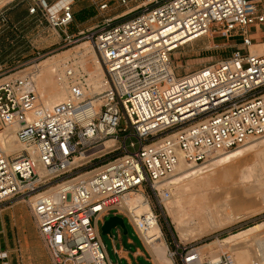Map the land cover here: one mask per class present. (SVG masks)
<instances>
[{"label":"built area","instance_id":"2783aa9c","mask_svg":"<svg viewBox=\"0 0 264 264\" xmlns=\"http://www.w3.org/2000/svg\"><path fill=\"white\" fill-rule=\"evenodd\" d=\"M73 2L52 9V0H31L27 12L60 32L65 45L91 41L104 89L88 94L84 77L67 64L57 74L67 98L46 107L31 76L0 79V126L14 125L25 145L7 153L0 138V203L28 204L52 264H110L99 229L105 217L126 218L139 236L153 220L159 223L153 208L141 216L130 211L127 195L142 193L162 206L169 191L161 184L179 155L202 163L264 135V52L250 50L264 38V0H155L121 22L115 20L124 13L68 32ZM208 31L240 42L227 56L177 74L172 52ZM177 34L189 40L175 46ZM122 116L127 125L119 128ZM128 137L138 140L137 150L127 148ZM175 245L169 257L183 264H235L227 253L201 262L197 246ZM5 257L0 249V264Z\"/></svg>","mask_w":264,"mask_h":264},{"label":"rangeland","instance_id":"374dc122","mask_svg":"<svg viewBox=\"0 0 264 264\" xmlns=\"http://www.w3.org/2000/svg\"><path fill=\"white\" fill-rule=\"evenodd\" d=\"M52 1L54 5L58 0ZM154 1L126 0V3L122 4L120 0H75L73 2L74 21L68 27V32L88 29L99 23L103 16L124 13L121 18L115 20V22H121L142 12L144 7L154 5ZM161 1L163 0H158V2ZM103 2H107L108 7L101 10L99 5ZM29 4H31V0H3L0 2V79L10 75H29L34 80L36 92L40 96L43 89L38 80L39 78L35 79L33 73L37 71L40 74L47 73L52 77L54 76V79L56 78L54 68L63 67L66 62L70 63L72 61L83 69L90 90L89 78L94 75L95 65L91 53L85 51L84 47L92 46V42L87 39H80L76 43L65 45L61 39V33L52 29L44 19L40 18L39 14H28ZM2 17H4V21L1 20ZM250 31L253 30L250 29ZM257 41H264V38ZM239 42L240 37L227 39L219 32H208L203 37L184 44L172 52L171 60L175 72L183 74L186 71L197 69L202 64L217 61L230 54ZM96 55L99 60L98 54ZM47 58L49 59L46 64L43 61ZM46 90L44 96L48 97L51 91L48 87ZM102 91L103 89L100 92ZM100 92H94V94ZM126 125L127 121L122 116L119 120V128ZM258 140L261 139H256L253 142L256 143V147L254 146L252 149L245 151L227 164L214 166L211 170L193 179L187 190L188 195L185 202L190 200L187 205L188 217L193 219V227L196 228V231H201L198 239L185 242L179 241L165 209L159 205L154 197H151V206L158 214L160 231L165 245H168V251H173L175 244H193L197 246L198 251H201L202 262L213 259L215 255L220 256L227 253L232 256L236 263L235 252L226 247L218 246L216 242L264 221V199L260 191L247 190L249 186L255 184L254 175L257 173L258 168L255 167L254 160L257 161V153L262 148V145L258 144ZM131 141L135 142L134 147L129 146ZM126 145L130 151L137 150L139 147L138 140L135 137H128ZM92 162L95 163L96 160ZM91 167L92 165L80 167L77 172L89 170ZM251 167L253 169L250 176L243 177V171ZM195 182L200 185L195 184ZM201 182L205 183L201 184ZM190 194H192L191 197ZM225 200L232 201L227 209L229 212L244 215V218L235 223L213 229L209 227L213 223L215 227L216 224L220 225V222H225L223 217L226 211L224 210L225 213L223 214L224 208L219 209L220 207L215 206ZM206 207L209 215L207 214L208 216L201 218L200 216L204 212L206 215ZM123 219L129 230L126 218ZM100 225L101 223H99V227ZM0 230V249L6 252L4 260L7 264H52L48 251L37 233L29 206L25 201L12 199L0 203ZM111 233L114 236L113 239H115L116 228L111 229ZM101 238L111 260L115 261L111 238L106 234H101ZM252 244V241L246 242L245 246L254 250ZM208 248L211 249L203 253ZM168 251L166 250V253ZM256 258L255 260L258 261Z\"/></svg>","mask_w":264,"mask_h":264},{"label":"bare ground","instance_id":"6f19581e","mask_svg":"<svg viewBox=\"0 0 264 264\" xmlns=\"http://www.w3.org/2000/svg\"><path fill=\"white\" fill-rule=\"evenodd\" d=\"M3 0H0V2ZM70 0H58L54 5H52V9H57L60 7L64 2H67ZM210 32V31H208ZM207 32V33H208ZM183 36L181 34H177L174 36V39L172 41H175L173 45H177L179 42L184 43L188 40L182 39ZM179 40V41H177ZM86 45V44H85ZM84 50L87 52H90L92 55V59L95 65V68L93 70V76L89 78L91 88L89 90V86L87 84V80L84 74L83 69L79 66L74 64L72 61L66 62L65 65H72L75 69V71L80 72V74L84 77L85 83L87 85L88 94L95 95L94 92H100L102 89H104V72L103 68L101 67L100 59L97 58V53L94 50L92 46H85ZM250 50L254 53H263L264 52V43L259 44H252L250 46ZM67 52V51H66ZM65 53V52H64ZM49 58L45 59L43 62L46 63V61ZM48 63V61H47ZM46 63V64H47ZM61 66V65H60ZM63 67H57L54 68V73H56V78L53 79V77L49 74H40L37 72L33 73V77L39 78L42 92L40 96H38L41 103H43L46 107H52L55 104H58L60 102H63L66 100L68 95V87L65 83V81H59L57 79V74L62 73ZM43 68V67H42ZM46 71V70H45ZM53 71V70H52ZM91 75V74H90ZM11 76V75H10ZM7 77V76H5ZM37 82V81H36ZM40 86V85H39ZM50 88L48 97L44 96V92H47L46 88ZM93 92V93H92ZM99 94V93H98ZM38 95V94H37ZM14 125L1 127L0 126V138L3 141L5 151L7 153H13V152H19L22 149L25 148V145L17 141L15 135H14ZM258 140V144L262 145V148L257 153V161L255 167H257V173L254 175V182L255 184L249 186L247 189L248 191H260L261 196L264 199V135L250 138L246 141L245 144L242 146H239L235 149H232L227 152H215L211 155L209 159L202 163H188L186 162L181 155L178 157V163L175 167V170L172 174H170L164 182L161 184L162 187L166 188L169 191V196L162 197L161 203L162 207L165 209L166 215L171 220L175 232L177 234V237L179 241L185 242L191 239H198L201 235V231H196V228L193 227V219H190L188 217L189 211L187 210V205L190 203V200L185 202L188 195V189L189 186L192 184L193 179L197 178L201 174L205 173L206 171L211 170L216 165H223L229 163L232 159L242 155L245 151L252 149L254 146L256 147V143H253ZM112 143V140H107L104 145L108 146ZM248 168L246 171H243V177L247 178L251 174V170ZM198 183V182H197ZM195 182V184H197ZM205 183V182H201ZM200 185V184H197ZM192 194H190L191 197ZM203 198V196H202ZM128 209L132 211L135 215L141 216L142 214H148L152 212V207L150 204V201L146 196H144L142 193L137 194H129L126 196ZM31 201V200H30ZM232 204L231 200H225L222 203H218L215 206L220 207L219 209H223V211H226V214L224 215V223L220 222V225H213L209 226L211 228H219L222 225H227L231 223H235L238 220L243 219L244 215L241 214H232L227 209ZM226 208V209H225ZM208 208H205L204 214L199 213L201 218H205V216H208ZM222 211V210H220ZM223 212V214L225 213ZM211 212V211H210ZM222 213V212H221ZM208 214V215H207ZM216 214H218L216 212ZM222 216V215H221ZM210 218V217H209ZM218 218V217H217ZM211 219V218H210ZM202 220V219H200ZM218 220V219H217ZM211 222V220H210ZM213 226V227H212ZM208 230V229H207ZM140 236L144 240L145 244L152 250L156 251L160 248H167L161 231L159 227V223L157 220H153L151 224L145 229L140 232ZM252 241L253 249L246 248L245 243ZM218 246L226 247L231 251H234L236 254V263L235 264H251L254 263L255 257L258 260V264H264V221L256 223L252 226H249L243 230H240L236 233H233L221 240H218L217 242ZM211 248H208L207 250H204L203 253H206ZM198 251V248H197ZM169 255V254H168ZM198 255L201 259V251H198ZM218 255H215V257L211 260L212 261L217 259ZM253 259V260H252Z\"/></svg>","mask_w":264,"mask_h":264},{"label":"crops","instance_id":"0c3cea01","mask_svg":"<svg viewBox=\"0 0 264 264\" xmlns=\"http://www.w3.org/2000/svg\"><path fill=\"white\" fill-rule=\"evenodd\" d=\"M257 43H264V41ZM128 225L130 229L128 230L126 227L125 233L121 227H114L116 228L115 239H113L114 236L112 233L111 235H108L111 238L115 261L111 260L106 246L103 243L110 264H117V260H119L120 264H183L178 257L168 258L169 255L166 253V250L168 251V245L166 246L167 248H160L156 251H152L148 246H146L142 237L134 231L132 226L129 223Z\"/></svg>","mask_w":264,"mask_h":264},{"label":"water","instance_id":"95a60500","mask_svg":"<svg viewBox=\"0 0 264 264\" xmlns=\"http://www.w3.org/2000/svg\"><path fill=\"white\" fill-rule=\"evenodd\" d=\"M119 226L122 228L123 232H126V226L124 223V219L120 215H110L103 220L99 229L101 234L111 235V229ZM117 264H120L119 260H117Z\"/></svg>","mask_w":264,"mask_h":264}]
</instances>
